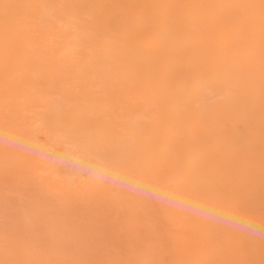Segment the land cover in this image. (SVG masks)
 Wrapping results in <instances>:
<instances>
[{"label": "bare ground", "instance_id": "bare-ground-1", "mask_svg": "<svg viewBox=\"0 0 264 264\" xmlns=\"http://www.w3.org/2000/svg\"><path fill=\"white\" fill-rule=\"evenodd\" d=\"M66 61L55 138L102 177L186 180L195 264H264V0H0L4 100Z\"/></svg>", "mask_w": 264, "mask_h": 264}, {"label": "rangeland", "instance_id": "rangeland-1", "mask_svg": "<svg viewBox=\"0 0 264 264\" xmlns=\"http://www.w3.org/2000/svg\"><path fill=\"white\" fill-rule=\"evenodd\" d=\"M65 64L35 74L18 101L0 94V264H195L186 180L139 166L102 177L55 138L53 100L77 99L75 63ZM107 83L129 105L124 86ZM151 110L136 105L132 118Z\"/></svg>", "mask_w": 264, "mask_h": 264}]
</instances>
